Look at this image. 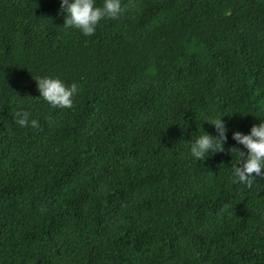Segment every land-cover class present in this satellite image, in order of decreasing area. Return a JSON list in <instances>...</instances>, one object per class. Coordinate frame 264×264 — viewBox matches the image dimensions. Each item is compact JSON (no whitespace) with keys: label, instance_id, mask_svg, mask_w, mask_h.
Wrapping results in <instances>:
<instances>
[{"label":"trees","instance_id":"1","mask_svg":"<svg viewBox=\"0 0 264 264\" xmlns=\"http://www.w3.org/2000/svg\"><path fill=\"white\" fill-rule=\"evenodd\" d=\"M121 7L85 37L59 0H0V264H264V177L234 182L230 152L264 119V0ZM216 115L224 151L195 160Z\"/></svg>","mask_w":264,"mask_h":264},{"label":"clouds","instance_id":"2","mask_svg":"<svg viewBox=\"0 0 264 264\" xmlns=\"http://www.w3.org/2000/svg\"><path fill=\"white\" fill-rule=\"evenodd\" d=\"M59 7L62 10L63 26L75 28L87 37L92 35L99 22L105 18L115 19L123 11L121 0H102L100 6L96 5V0H59ZM39 98H42L50 107L71 108L73 96L77 93V85L65 83L56 76H36L33 77ZM28 113L25 111H15L13 121L20 128L27 125L36 126L35 119L28 120ZM225 115L209 116L205 122L212 126L215 134L205 131L198 132L189 143V154L195 160H204L206 157L224 151V144L228 137V128L224 120ZM232 140L242 145L240 150L236 147L230 148L232 153L235 150L238 157L237 162L232 167V177L234 182L238 181L246 186H250L253 175L264 177V119L251 125L247 133L233 131Z\"/></svg>","mask_w":264,"mask_h":264}]
</instances>
